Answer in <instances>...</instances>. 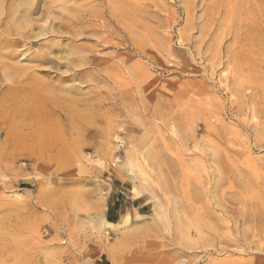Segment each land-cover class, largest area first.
<instances>
[{
  "label": "rangeland",
  "instance_id": "1",
  "mask_svg": "<svg viewBox=\"0 0 264 264\" xmlns=\"http://www.w3.org/2000/svg\"><path fill=\"white\" fill-rule=\"evenodd\" d=\"M0 264H264V0H0Z\"/></svg>",
  "mask_w": 264,
  "mask_h": 264
},
{
  "label": "bare ground",
  "instance_id": "2",
  "mask_svg": "<svg viewBox=\"0 0 264 264\" xmlns=\"http://www.w3.org/2000/svg\"><path fill=\"white\" fill-rule=\"evenodd\" d=\"M25 12H27L26 10H25ZM24 16H26V15H24ZM26 22H28V21H25V25H27L26 24ZM23 24V23H22ZM21 24V27L19 26V27H17V28H15V30L19 33V28H20V30H21V28H22V25ZM27 27V26H26ZM23 28H24V26H23ZM41 29V28H40ZM16 31H14V33L16 32ZM23 33H24V31H22ZM21 33V32H20ZM16 34V33H15ZM26 34V33H25ZM25 34L23 35V36H25ZM17 35H19V34H17ZM43 35V34H42ZM83 65V64H82ZM132 169H133V166H132V164L131 165H129V166H126V167H122V170H123V172L125 173V175L129 178V180L130 181H134V179H135V176H134V174H133V172H132ZM89 217V216H88ZM92 219H94L95 218V216L93 217H91ZM95 221H97V222H99V225H101L102 227L104 226V225H106V226H111L112 225V223L111 222H108L106 219H103L101 216L99 217L98 215L96 216V219H95ZM92 223V222H91ZM99 229H102L101 227H99Z\"/></svg>",
  "mask_w": 264,
  "mask_h": 264
}]
</instances>
